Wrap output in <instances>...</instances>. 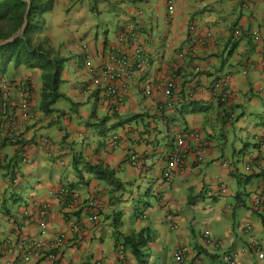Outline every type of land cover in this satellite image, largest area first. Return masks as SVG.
<instances>
[{
    "label": "crops",
    "instance_id": "0c3cea01",
    "mask_svg": "<svg viewBox=\"0 0 264 264\" xmlns=\"http://www.w3.org/2000/svg\"><path fill=\"white\" fill-rule=\"evenodd\" d=\"M33 39L66 60L57 91L63 96L45 113L41 70L0 73V264L18 262L23 247L34 252L38 239L44 255L59 238L64 264H178L176 251L184 264H224L234 251L237 264H264L250 247L261 244L264 253L263 219L243 199L248 195L250 203L258 190L255 168L264 159V0H53ZM135 40L145 48L140 56ZM116 56L128 65L111 95L104 72ZM221 80L225 99L215 92ZM169 81L174 87L166 98ZM179 138L186 162L166 182ZM96 165L113 179L88 172ZM201 198L220 213L244 208L248 239L209 234L221 243L215 250L202 232L195 238L190 210ZM140 233L147 246L138 260L122 237Z\"/></svg>",
    "mask_w": 264,
    "mask_h": 264
},
{
    "label": "trees",
    "instance_id": "16d2710c",
    "mask_svg": "<svg viewBox=\"0 0 264 264\" xmlns=\"http://www.w3.org/2000/svg\"><path fill=\"white\" fill-rule=\"evenodd\" d=\"M53 9V0H0V73L8 67L17 69L20 66L37 68L43 72L42 110L49 113L51 105L63 96L58 94L61 66L66 60L51 56L50 48L44 43H34L35 33H41L44 26V15ZM22 33L7 44L2 42L10 39L24 25ZM6 81V80H4ZM202 110V109H201ZM137 118V117H135ZM88 172L98 174L106 181L113 179V174L103 166H90ZM122 216V215H121ZM118 227V224H115ZM122 237V236H120ZM138 260L143 256L147 242L141 235L122 237Z\"/></svg>",
    "mask_w": 264,
    "mask_h": 264
},
{
    "label": "built area",
    "instance_id": "2783aa9c",
    "mask_svg": "<svg viewBox=\"0 0 264 264\" xmlns=\"http://www.w3.org/2000/svg\"><path fill=\"white\" fill-rule=\"evenodd\" d=\"M173 11V7H172V1L168 2V12L172 13ZM124 37H120V39L122 40ZM133 49L136 55L140 56L143 52H144V45L139 42V41H134L133 42ZM127 60L125 58V56H116L114 58L113 64L111 66H108L104 72L105 74V78L111 83L108 87H107V92L111 95H116L117 93V88L115 87V85L113 84L114 81L119 80L120 78H122L126 72H127ZM6 83L3 84V88L6 87ZM226 81L225 80H221L217 83H215L214 87H215V92L218 93V97L221 99H225L226 98V94L224 92L225 88H226ZM174 87V84L172 81H169L168 83H166L164 89H163V93L164 96L166 98H170L171 96V91L172 88ZM217 89V90H216ZM218 91V92H217ZM7 93L6 89L3 90V98L7 97ZM146 94H149V91L146 92ZM117 104H121V99L120 98H116ZM195 141H199L201 140L200 134L198 133H194L190 135ZM262 143H264V139L262 140ZM188 154V149L185 148L184 145V140L182 138H179L175 141L173 150L170 154L169 159L167 160V164H166V171L164 172V179L166 182H169L171 180V176L172 174L177 171L180 167H182L184 165V163L186 162V157ZM198 160H201V157L198 158ZM131 162L133 164H136L135 161V156L131 157ZM221 166L228 168L229 163L226 161H221ZM246 171H251L250 167L247 166L246 167ZM255 172L258 173L259 175H261V183L260 186L258 188V190L255 192V194H253L251 201H250V209L256 213H258L262 219H263V223H264V159H262L256 166L255 168ZM221 192H225L224 188H221ZM47 205L40 210V223H39V233L41 237H44L47 233L46 230V224L43 220L44 216L46 215V210H47ZM96 217H90L88 219L89 222H94L96 221ZM171 228L173 230L176 229V225H174L173 223H171ZM251 231V226L249 224H247L244 229L243 232L244 233H249ZM201 238L204 241V244L208 245V246H212L215 250H217L218 248H220L221 243L219 241H215L211 238V236L209 235V233L205 232L201 235ZM43 240V239H42ZM41 239H38V241H36L35 243H33L34 247H35V251L32 252L31 250H29V248L23 247L21 249V257L19 259L18 262H16L15 264H37V262L41 259V258H45L48 262H50L51 264H64L60 255H59V243L61 242V238L53 241L52 243H49V245L46 247V253L44 255L39 254V250H40V243L42 241ZM250 246L251 249L253 250V252L255 253L257 260L259 262H263L264 261V253L263 250L261 248V244L258 243H251ZM239 257H240V253L239 252H231V253H227L225 254L224 257V264H237L239 261ZM173 259L178 263V264H184L185 263V255L183 254L182 251H176L173 254Z\"/></svg>",
    "mask_w": 264,
    "mask_h": 264
},
{
    "label": "rangeland",
    "instance_id": "374dc122",
    "mask_svg": "<svg viewBox=\"0 0 264 264\" xmlns=\"http://www.w3.org/2000/svg\"><path fill=\"white\" fill-rule=\"evenodd\" d=\"M4 83L7 84V81L4 80L1 81L2 93L4 89H6V92H8L9 90L8 85H6V87L3 88ZM235 141L236 140H234L232 143H234ZM243 187H244L243 185L241 187H239L238 185V190L239 188L242 190ZM229 188L232 191H235L237 185H234ZM243 199L246 205L249 204V208H250V203H248L249 202L248 195H246V197ZM229 201L230 203L234 204V200L229 199ZM152 204L154 205L155 202H153ZM219 211H221V208L216 206V203L212 202L210 199L207 198L198 199V201L195 203V207H193L190 210V218L193 219V222L189 224L190 226H188L189 229L191 228V231L193 232L195 238H198L201 232H202L201 234L207 232L215 238L219 237V238H223L224 240L233 239L234 241H236L235 239L237 238L238 243L240 242L241 239L244 238L248 239L249 234L252 231H250L249 234L245 233L246 235H244L243 229L247 225V223H250L251 221L243 218L245 215L244 208L242 207L236 208L234 216L231 214V212L220 213ZM127 214L129 217L133 216L135 214V211L130 209L127 211ZM253 220L255 222L258 220V218L253 217Z\"/></svg>",
    "mask_w": 264,
    "mask_h": 264
},
{
    "label": "water",
    "instance_id": "95a60500",
    "mask_svg": "<svg viewBox=\"0 0 264 264\" xmlns=\"http://www.w3.org/2000/svg\"><path fill=\"white\" fill-rule=\"evenodd\" d=\"M26 21H27V16L25 15V16H24V25H23V26L18 30V32L15 33L10 39H8V40L2 42L1 44H7V43L13 41L17 36H19V35L22 33V31H23V28H24V26H25V24H26Z\"/></svg>",
    "mask_w": 264,
    "mask_h": 264
}]
</instances>
